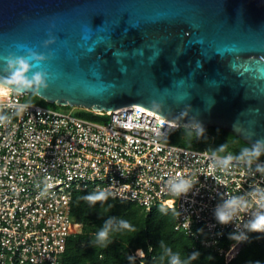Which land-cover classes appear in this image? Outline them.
Here are the masks:
<instances>
[{
	"label": "water",
	"instance_id": "95a60500",
	"mask_svg": "<svg viewBox=\"0 0 264 264\" xmlns=\"http://www.w3.org/2000/svg\"><path fill=\"white\" fill-rule=\"evenodd\" d=\"M29 48L52 53L28 74L46 71L47 89L25 91L46 101L138 103L264 139V0H0V75Z\"/></svg>",
	"mask_w": 264,
	"mask_h": 264
},
{
	"label": "built area",
	"instance_id": "2783aa9c",
	"mask_svg": "<svg viewBox=\"0 0 264 264\" xmlns=\"http://www.w3.org/2000/svg\"><path fill=\"white\" fill-rule=\"evenodd\" d=\"M26 94L0 98V114L10 117L0 124V264H60L68 236L81 229L70 215L73 191L113 183L115 198L146 209L156 203L174 208V227L215 250L222 264L239 252L242 243L228 239L236 225L217 223L214 210L225 195H243L264 183L255 165L214 169L211 150L167 141L177 121L141 104L107 110L109 119L99 121ZM20 105L28 107L18 111ZM177 175L198 183L175 196L167 184ZM249 216L242 213L241 222Z\"/></svg>",
	"mask_w": 264,
	"mask_h": 264
},
{
	"label": "trees",
	"instance_id": "16d2710c",
	"mask_svg": "<svg viewBox=\"0 0 264 264\" xmlns=\"http://www.w3.org/2000/svg\"><path fill=\"white\" fill-rule=\"evenodd\" d=\"M28 95L31 98L40 97L33 92ZM73 110L79 116L93 120L109 117L107 112H96L91 108L77 106ZM205 129L206 136L197 138L194 134L186 135L183 127H177L168 134L166 140L181 145L208 148L211 151L227 142L228 151L233 154L250 145L222 127L208 126ZM95 190L97 189H76L72 193L70 215L81 222V229L68 236L60 264H167L165 260L159 259L162 252L161 241L182 255L198 251L200 256L193 264H222L215 250L203 246L190 234L174 227V208L156 203L146 209L135 201L115 197L93 206L81 199L83 195ZM110 217L128 220L135 231L115 232L111 235L113 242L102 246L96 242V233ZM247 235L248 240L242 243L239 252L228 264H255L257 261L264 264V234ZM137 248L142 249V254L138 257L134 254Z\"/></svg>",
	"mask_w": 264,
	"mask_h": 264
},
{
	"label": "clouds",
	"instance_id": "9594fccd",
	"mask_svg": "<svg viewBox=\"0 0 264 264\" xmlns=\"http://www.w3.org/2000/svg\"><path fill=\"white\" fill-rule=\"evenodd\" d=\"M56 42V37L49 34V39L45 40L43 46L48 48ZM24 47V46H21ZM52 53L47 55L37 52L31 48L27 49V54L24 56H17L9 54L4 58L6 66L3 69L4 75H0V98L8 96L15 91L17 94H22L28 90L39 92L48 87L49 74L46 71L39 70L32 73L34 65L39 66L46 62ZM28 105H20L18 111H23ZM187 113L182 112L180 118L186 117ZM10 121V117L5 114H0V124ZM175 127H183L186 130V135H195L197 138L206 136V129L203 124L193 117L189 123L180 125L178 122H173ZM229 144L226 142L221 144L211 151L212 167L214 169L227 170L232 167L233 163L244 164L249 168L255 165L254 171L260 176L264 177V163L260 162V158L264 156V139H258L250 145L240 148L237 154L228 152ZM223 153V155H221ZM198 180H193L184 176H173L168 180V191L178 197L187 195L193 190ZM113 183L108 189H97L88 195H83L81 199L89 205L107 202L110 197H113L111 191ZM264 183H256L250 185V190L243 195H225L222 197V202L217 204L214 210V217L220 225L235 224L236 231L229 233L228 239L235 242V244L244 243L248 240V233H262L264 234ZM255 205L254 210L251 206ZM250 218L246 222H241V214L249 213ZM135 231L128 220L117 219L110 217L105 220L102 227L96 233V242L99 245L107 246L113 242L111 235L119 231ZM162 249L159 259L165 260L167 264H193L200 253L193 251L182 255L179 251H173L171 247L160 242ZM211 259V257H208ZM255 264H260L259 261Z\"/></svg>",
	"mask_w": 264,
	"mask_h": 264
},
{
	"label": "rangeland",
	"instance_id": "374dc122",
	"mask_svg": "<svg viewBox=\"0 0 264 264\" xmlns=\"http://www.w3.org/2000/svg\"><path fill=\"white\" fill-rule=\"evenodd\" d=\"M26 99L30 100V101H34V102H37V103H40V104H43V105H46L48 107H52V108H55V109H60V110H72L74 113L75 111L73 110V108H76L77 106H74V105H70V106H66V105H59V104H56L53 102H49V101H46L45 99L41 98V97H35V98H31L28 93L26 94L25 96ZM78 115V114H77ZM85 118H88V117H85ZM88 119H91V118H88ZM109 119L108 118H105L103 120H99V121H107Z\"/></svg>",
	"mask_w": 264,
	"mask_h": 264
},
{
	"label": "bare ground",
	"instance_id": "6f19581e",
	"mask_svg": "<svg viewBox=\"0 0 264 264\" xmlns=\"http://www.w3.org/2000/svg\"><path fill=\"white\" fill-rule=\"evenodd\" d=\"M132 104H138V103H132ZM130 104H127V105H123V106H119V107H115V108H113V109H118V108H120V107H124V106H129ZM170 121H175V120H173V119H170V118H168ZM140 251V250H139Z\"/></svg>",
	"mask_w": 264,
	"mask_h": 264
}]
</instances>
